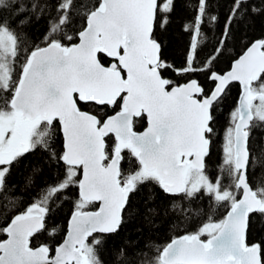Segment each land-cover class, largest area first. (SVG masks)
Here are the masks:
<instances>
[{
	"label": "snow or ice",
	"instance_id": "snow-or-ice-1",
	"mask_svg": "<svg viewBox=\"0 0 264 264\" xmlns=\"http://www.w3.org/2000/svg\"><path fill=\"white\" fill-rule=\"evenodd\" d=\"M258 4L232 0L214 54L197 66L202 28L218 21L208 0H197L184 25L189 52L174 68L155 32L166 30L176 0H0V207L16 208V197L7 194L9 178L29 154L42 151L56 170L52 182L0 225L6 236L0 264H104L105 237L121 230L130 197L153 184L170 198L165 215L187 219L192 210L184 202L201 198L226 214L218 221L209 215L198 231L158 247L154 258L141 252L139 264H264V241L248 239L252 220L264 219V175L253 177L264 150L258 157L251 147L252 129L264 127V38L246 45L230 70L215 69L234 26L264 16V0ZM41 19L45 34L29 45L25 26ZM169 70L187 79L166 78ZM197 72L207 86L192 78ZM235 84L239 98L212 175L207 158L217 134L214 114ZM145 118L146 129L137 132V120ZM41 171L33 168L32 176ZM32 176L26 187L34 186ZM72 187L79 198L66 237L54 248L32 247ZM94 202L98 211H87Z\"/></svg>",
	"mask_w": 264,
	"mask_h": 264
},
{
	"label": "trees",
	"instance_id": "trees-1",
	"mask_svg": "<svg viewBox=\"0 0 264 264\" xmlns=\"http://www.w3.org/2000/svg\"><path fill=\"white\" fill-rule=\"evenodd\" d=\"M88 4H93L95 0H85ZM197 0H176V10L172 15L166 30L157 29L156 38L162 44L163 59L174 66L180 68L184 65L186 55L189 52L191 35L184 30V25L192 21L195 13L194 7ZM254 6H259L258 0H249ZM208 11L211 15L218 17L214 25L205 24L202 28L204 39L201 40L198 48V59L196 65L212 56L218 46L220 35L223 31L224 21L228 15L232 0H208ZM14 22V21H13ZM78 26V25H77ZM47 24L45 20H33L25 26L24 34L29 45L39 44L44 36ZM264 38V16L253 14L245 20L236 24L232 31V38L227 41L224 51L217 56L215 69L219 72L230 70L234 59L243 54L246 45L251 41ZM166 78L177 83H184L187 77L178 74L174 70L164 73ZM192 78L197 79L201 84L208 85V81L202 73H193ZM240 94L238 84L232 86L231 91L225 97L219 108L215 111L216 135L213 137V146L210 156L207 158L208 172L215 175L217 165L222 155L223 136L229 123V113L237 103ZM86 111H95L94 108H85ZM111 111V110H109ZM147 127V120H137L135 130L143 131ZM114 136L107 138L108 145L111 146ZM62 143V137H60ZM58 148L60 144L58 143ZM251 147L258 157L264 150V127H256L251 132ZM46 155L42 151L29 154L24 163L17 167L9 178L11 191L8 195L16 197V208L5 211L0 207V225L5 224L6 217L26 207L32 200L38 187L50 183L54 179L55 171L46 163ZM40 168L41 172L32 176V169ZM264 175V163H258L253 173L254 179ZM32 176L34 186L26 187V177ZM79 198L77 187L70 188L63 196L62 201L56 205L47 218L49 231L41 232L37 238L32 240V247H38L47 243L55 247L61 243L67 234V225L74 205ZM3 201L0 200V204ZM192 211L187 219H177L169 212L165 215V208H170V198L167 197L156 185H149L141 188L130 197V204L124 216L125 223L118 234L105 237V243L100 249V256L104 264H139L143 258L140 253H146L148 257L157 255L156 249L180 235L198 231L203 223L207 222L210 215L213 220H220L226 214L224 207H210L207 198H201L191 203L184 202ZM98 204L92 203L87 211H96ZM152 209L153 211H149ZM55 228V234L49 232ZM0 239L6 236L0 235ZM206 239V237H202ZM248 239L250 242L259 243L264 241V219L254 218L251 222ZM124 249V255H120V249Z\"/></svg>",
	"mask_w": 264,
	"mask_h": 264
},
{
	"label": "water",
	"instance_id": "water-1",
	"mask_svg": "<svg viewBox=\"0 0 264 264\" xmlns=\"http://www.w3.org/2000/svg\"><path fill=\"white\" fill-rule=\"evenodd\" d=\"M145 129H146V128H145ZM145 129H144V130H145ZM144 130H143V131H144ZM143 131H141V132H143ZM94 203L98 204V206H99V202H94ZM98 209H99V207H98ZM98 209H97L96 211H98Z\"/></svg>",
	"mask_w": 264,
	"mask_h": 264
}]
</instances>
